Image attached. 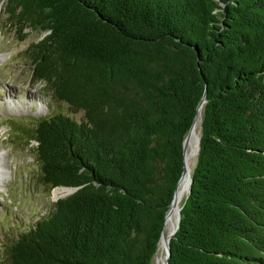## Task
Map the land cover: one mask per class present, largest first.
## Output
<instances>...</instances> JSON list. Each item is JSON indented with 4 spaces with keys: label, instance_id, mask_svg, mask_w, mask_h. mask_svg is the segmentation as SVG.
<instances>
[{
    "label": "trees",
    "instance_id": "16d2710c",
    "mask_svg": "<svg viewBox=\"0 0 264 264\" xmlns=\"http://www.w3.org/2000/svg\"><path fill=\"white\" fill-rule=\"evenodd\" d=\"M2 0H0L1 2ZM31 78L83 112L10 120L39 181L77 187L5 246L8 264H151L199 150L167 264H264V0H3Z\"/></svg>",
    "mask_w": 264,
    "mask_h": 264
},
{
    "label": "rangeland",
    "instance_id": "374dc122",
    "mask_svg": "<svg viewBox=\"0 0 264 264\" xmlns=\"http://www.w3.org/2000/svg\"><path fill=\"white\" fill-rule=\"evenodd\" d=\"M3 9L2 0L0 2V264H8L4 256L5 246L51 212L56 201L52 198V188L45 187L39 181V166L33 150L35 141L32 140L27 145L23 144V141L18 143L9 121L19 120L24 125L32 126L35 119L46 118L55 113H63L81 120L83 112L58 101L50 94L44 83H36L32 80L31 64L24 50L32 42L40 39L42 34L25 29V38L19 40L20 33L17 28L6 24L2 15ZM68 188L70 192L58 198L72 193V188ZM159 253L165 259V250H160ZM151 264H157L155 255Z\"/></svg>",
    "mask_w": 264,
    "mask_h": 264
},
{
    "label": "bare ground",
    "instance_id": "6f19581e",
    "mask_svg": "<svg viewBox=\"0 0 264 264\" xmlns=\"http://www.w3.org/2000/svg\"><path fill=\"white\" fill-rule=\"evenodd\" d=\"M201 120V109L198 110L197 115L195 116L192 129L187 134L184 142V152H183V162H184V171L180 177L175 194L173 197L172 204L167 211L164 220V230L158 241L155 262L157 264H164L165 259L160 255V250H164V245L166 240L172 235L173 230L175 229L177 222V212L179 204L185 193L188 191L189 179L194 161L196 160V155L198 152V138H199V126ZM70 192L68 187H53L51 190L52 198L57 200L58 197L65 195ZM163 252V251H162Z\"/></svg>",
    "mask_w": 264,
    "mask_h": 264
},
{
    "label": "water",
    "instance_id": "95a60500",
    "mask_svg": "<svg viewBox=\"0 0 264 264\" xmlns=\"http://www.w3.org/2000/svg\"><path fill=\"white\" fill-rule=\"evenodd\" d=\"M204 101H205V98H204V96H203V97L201 98L200 102L198 103V106H197V109H196V113H195V115H194L193 121H192V123H191V126H190V128H189L187 134H188V133L190 132V130L192 129V126H193V122H194L195 116L197 115L198 110L201 109L202 104L204 103ZM187 134H186V136H187ZM186 136L184 137V140H183V152H184V142H185ZM199 138H200V136H199ZM199 138H198V150H199ZM183 171H184V164H183ZM183 171H182V174H183ZM182 174H181V176H182ZM181 176H180V177H181ZM179 179H180V178H179ZM178 181H179V180H178ZM191 182H192V178H191V176H190V179H189V187H188V191H187V193L190 191V185H191ZM177 183H178V182H177ZM176 186H177V185H176ZM71 188H72L73 191H75V190L77 189V187H71ZM175 190H176V188H175ZM175 190H174V194H175ZM73 191H72V192H73ZM173 197H174V195H173ZM172 201H173V198H172ZM172 201H171V203H170L168 209L166 210L165 216H166L167 211L169 210V208H170V206H171V204H172ZM180 208H181V207L178 208V212H177V222H176L175 229H174L173 232H172V235L174 234V232L176 231V229H177V227H178V222H179V217H180ZM163 230H164V225H163V229H162V231H161L160 237H161V235H162V233H163ZM172 235H171V236H172ZM171 236L166 240V243H165V245H164V250H165V263H164V264H167V263H168V259H169V256H170V245H169V242H170V238H171ZM159 240H160V238H159ZM155 253H156V252H155Z\"/></svg>",
    "mask_w": 264,
    "mask_h": 264
}]
</instances>
